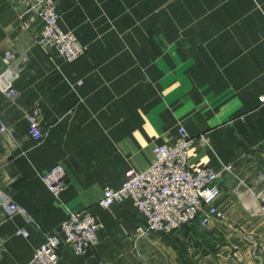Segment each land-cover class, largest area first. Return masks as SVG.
Wrapping results in <instances>:
<instances>
[{
    "label": "crops",
    "instance_id": "crops-1",
    "mask_svg": "<svg viewBox=\"0 0 264 264\" xmlns=\"http://www.w3.org/2000/svg\"><path fill=\"white\" fill-rule=\"evenodd\" d=\"M33 1L0 0V75L7 50L26 57L10 77L16 93L0 85V264H26L46 233L85 207L99 218L98 242L85 255L61 246L60 264H178L175 247L161 255L158 232L138 234L132 200L99 201L127 169L146 168L155 145L175 141L179 126L197 137L190 165L220 171L224 218H212V230L264 227L245 204L264 191V0H124L108 16L99 12L106 0H56L61 26L86 47L76 59L37 42ZM35 109L40 142L29 134ZM55 164L67 177L58 195L42 179ZM13 203L21 210L8 214ZM231 259L257 264L252 255Z\"/></svg>",
    "mask_w": 264,
    "mask_h": 264
},
{
    "label": "built area",
    "instance_id": "built-area-1",
    "mask_svg": "<svg viewBox=\"0 0 264 264\" xmlns=\"http://www.w3.org/2000/svg\"><path fill=\"white\" fill-rule=\"evenodd\" d=\"M33 2L42 25L37 42L57 50L65 59L82 56L86 47L75 33L61 26L55 0ZM3 59L6 69L0 75V85L12 97L16 89L8 75L13 77L17 74L26 57L16 59L14 52L7 50ZM29 134L35 142L42 141L46 134L36 109L29 115ZM196 138L189 135L184 126H179L175 141L155 145L153 160L146 168H129L120 186L107 185L100 205L110 207L126 199L132 200L142 217L137 229L141 236H147L151 231L170 232L196 219L201 227H206L212 218H224V211L216 204L221 193L218 183L220 171L208 165L198 168L190 165L191 146ZM198 138L209 141L206 134H200ZM231 169V165H223V170ZM42 179L55 195L61 193L67 184L62 164L53 165L42 175ZM260 198L258 211L264 214V192ZM5 209L8 214L21 210L14 203ZM99 229V218L89 207L70 210L58 229L44 235V240L26 264H60L59 249L63 245L69 246L77 255H85L98 242Z\"/></svg>",
    "mask_w": 264,
    "mask_h": 264
},
{
    "label": "rangeland",
    "instance_id": "rangeland-1",
    "mask_svg": "<svg viewBox=\"0 0 264 264\" xmlns=\"http://www.w3.org/2000/svg\"><path fill=\"white\" fill-rule=\"evenodd\" d=\"M98 1L101 3V1L105 0ZM106 1L107 3L104 6L99 4V12H104L106 16L111 14L112 11L117 14L124 11V9L121 8V1L124 0ZM125 1H128L130 4L138 3V5H141V0ZM129 10L130 14H133L136 9L131 6ZM260 199L261 198H259L257 202H260ZM257 214L259 217L263 218L264 223V214ZM258 222L259 221L239 233H219L216 229L212 230L214 227L211 226V223L206 227H201L199 220L196 219L187 225L181 226L179 229H174L165 233L158 232L159 237L162 238L161 242L156 243L160 246L161 255L164 257L170 256L169 249L175 247L172 254L177 255L179 258L178 264H185L180 263V260H182V257L186 256L191 259L193 258L194 262L190 264H243L233 263L231 257L235 255H252L257 259V264H264V227L256 226ZM171 233H174L177 237L169 238L165 236ZM159 248H155L156 252H152L151 254L157 255V249ZM150 250L154 251L152 248H150Z\"/></svg>",
    "mask_w": 264,
    "mask_h": 264
},
{
    "label": "bare ground",
    "instance_id": "bare-ground-1",
    "mask_svg": "<svg viewBox=\"0 0 264 264\" xmlns=\"http://www.w3.org/2000/svg\"><path fill=\"white\" fill-rule=\"evenodd\" d=\"M250 194H251V193H250ZM245 204H246V206L249 207V208H252V207L254 206L255 209H256V208L259 209V204H258V202H256V200H253L252 198H247V199L245 200Z\"/></svg>",
    "mask_w": 264,
    "mask_h": 264
},
{
    "label": "water",
    "instance_id": "water-1",
    "mask_svg": "<svg viewBox=\"0 0 264 264\" xmlns=\"http://www.w3.org/2000/svg\"><path fill=\"white\" fill-rule=\"evenodd\" d=\"M9 77H11V75H8Z\"/></svg>",
    "mask_w": 264,
    "mask_h": 264
}]
</instances>
